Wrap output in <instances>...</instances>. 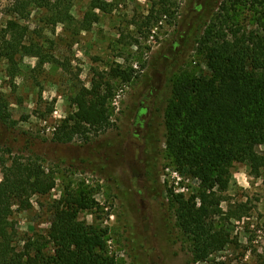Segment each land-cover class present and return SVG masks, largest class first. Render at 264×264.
I'll list each match as a JSON object with an SVG mask.
<instances>
[{
	"label": "rangeland",
	"instance_id": "obj_1",
	"mask_svg": "<svg viewBox=\"0 0 264 264\" xmlns=\"http://www.w3.org/2000/svg\"><path fill=\"white\" fill-rule=\"evenodd\" d=\"M94 1L75 2L72 24L47 25L42 11L35 10L25 23L42 56L18 54L14 62L0 56V93L17 121L1 129L0 182L1 159H10L9 149L39 156L56 177V187L34 195L30 209L14 207L9 218L18 232L16 245L22 248L20 238L28 236L50 239L56 209L76 195L90 202L78 220L102 231L105 248L97 252L115 264H264V175L252 176L247 163L233 164L222 208L226 211L229 201L247 202L250 215L230 224L216 217L232 241L206 261H196L171 197L173 192L197 194L201 181L177 169L167 151L166 111L174 82L186 72L211 75L195 41L197 29L221 28L232 40L233 33L258 29L253 7H234L226 0L212 5L202 0H101V8L94 9ZM152 9L159 17L149 24ZM1 10L0 34L6 20ZM199 14L204 18L198 19ZM94 16L98 19L91 22ZM114 67L132 71L133 80L114 79ZM107 80L115 93L109 103L111 125L90 133L88 141H54L58 126L76 110L77 94ZM258 149L264 152V146ZM47 252L54 254L53 242Z\"/></svg>",
	"mask_w": 264,
	"mask_h": 264
},
{
	"label": "trees",
	"instance_id": "obj_2",
	"mask_svg": "<svg viewBox=\"0 0 264 264\" xmlns=\"http://www.w3.org/2000/svg\"><path fill=\"white\" fill-rule=\"evenodd\" d=\"M76 1L0 0L6 17L0 34V56L11 62L18 54L40 58L41 48L30 38V25L25 22L40 10L41 21L47 25L72 24ZM202 1L206 5L214 3ZM100 2L95 0L93 8H101ZM228 2L234 7L250 4L258 29L233 33L232 40L221 28L197 29L195 41L204 52L211 75L186 72L179 76L166 111L168 155L177 169L199 179L202 185L197 194L173 192L171 197L177 205L178 226L191 239L196 261H206L213 252L223 250L232 241L225 225L250 215L247 202L229 201L226 211L222 208V202L228 201L224 193L230 186L233 164L247 163L252 176L264 175V152L258 149L264 146V0ZM153 17H159L154 9L146 17L149 24ZM200 18L204 16L199 14ZM97 19L94 16L91 22ZM111 76L130 82L134 73L114 67ZM114 94L109 80L84 87L73 99L75 112L63 120L52 139L70 143L79 137L88 141L90 133L106 130L111 125L109 103ZM16 124L9 103L0 93V134L1 129ZM12 153L9 149L10 159H1L0 264H115L97 252L105 248L102 231L78 220L79 211L90 207L82 196L72 195L56 209L50 239L28 236L20 238L22 248L16 245L18 232L9 218L14 207L30 209L34 195H47L56 187V177L45 169L39 156ZM52 242L53 255L47 252Z\"/></svg>",
	"mask_w": 264,
	"mask_h": 264
}]
</instances>
